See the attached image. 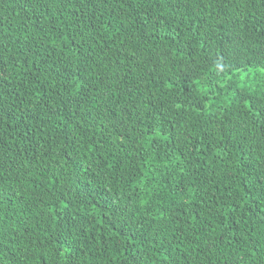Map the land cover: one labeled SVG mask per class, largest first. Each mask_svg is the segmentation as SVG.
I'll return each instance as SVG.
<instances>
[{
  "label": "trees",
  "instance_id": "obj_1",
  "mask_svg": "<svg viewBox=\"0 0 264 264\" xmlns=\"http://www.w3.org/2000/svg\"><path fill=\"white\" fill-rule=\"evenodd\" d=\"M0 264H264V0H0Z\"/></svg>",
  "mask_w": 264,
  "mask_h": 264
}]
</instances>
